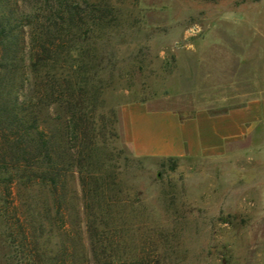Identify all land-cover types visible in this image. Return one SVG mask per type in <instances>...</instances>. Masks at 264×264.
Masks as SVG:
<instances>
[{
    "label": "rangeland",
    "instance_id": "obj_1",
    "mask_svg": "<svg viewBox=\"0 0 264 264\" xmlns=\"http://www.w3.org/2000/svg\"><path fill=\"white\" fill-rule=\"evenodd\" d=\"M121 9V25L98 42L97 115L114 123L108 132L115 136L106 135L102 154L138 211L122 262L135 264L158 235L164 240L159 264H264V157L257 146L248 151L239 144L210 159L141 158L126 142L122 121V108L135 103L189 118L202 109L224 114L264 97V0H136ZM77 180L68 184L63 217L46 216L44 201L35 202L45 227L35 243H24L23 193L14 186L7 205L12 223L19 218L20 236L13 240L22 264L31 248L47 252L34 264H49L57 253L69 264L66 253L74 252L77 264H95ZM4 246L0 241V264Z\"/></svg>",
    "mask_w": 264,
    "mask_h": 264
},
{
    "label": "trees",
    "instance_id": "obj_2",
    "mask_svg": "<svg viewBox=\"0 0 264 264\" xmlns=\"http://www.w3.org/2000/svg\"><path fill=\"white\" fill-rule=\"evenodd\" d=\"M135 3L0 0V205L5 207L0 208L5 228L0 241L8 249L5 264L23 263L20 245L13 240L20 236L19 218L12 223L7 205L14 186L23 193L20 203L28 228L22 230L24 243L30 238L35 243L45 231L44 221L36 218L35 202L44 201L46 216L55 212L63 217L61 207L75 177L92 260L125 264L122 244L138 211L102 154L106 135H115L108 132L114 123L106 124V115H97L103 71L98 42L121 25V7ZM48 223L53 230L56 221ZM155 239L133 263H160L158 245L164 240L158 235ZM34 250L28 252L27 264L45 259L46 251ZM60 255L51 256L48 263L61 264ZM66 257L69 264L78 263L75 252Z\"/></svg>",
    "mask_w": 264,
    "mask_h": 264
},
{
    "label": "crops",
    "instance_id": "obj_3",
    "mask_svg": "<svg viewBox=\"0 0 264 264\" xmlns=\"http://www.w3.org/2000/svg\"><path fill=\"white\" fill-rule=\"evenodd\" d=\"M124 137L141 158L210 159L227 156L237 145L257 146L264 157V97L220 115L198 110L182 118L145 103L122 108Z\"/></svg>",
    "mask_w": 264,
    "mask_h": 264
}]
</instances>
